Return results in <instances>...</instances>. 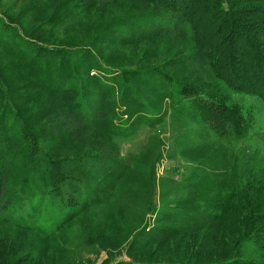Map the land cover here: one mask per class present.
<instances>
[{
  "label": "rangeland",
  "instance_id": "1",
  "mask_svg": "<svg viewBox=\"0 0 264 264\" xmlns=\"http://www.w3.org/2000/svg\"><path fill=\"white\" fill-rule=\"evenodd\" d=\"M221 1L0 0V114H8L10 97L20 117L0 118V192L9 201L0 218V264H208L245 253L264 263V238L246 237L248 209L264 216V99L233 87L253 59L242 44L235 61L226 56L232 25L217 9ZM239 6L264 10V0ZM246 20L256 22L232 29L262 47L264 14ZM61 47L89 51L91 87L109 93L103 102L116 94L105 124L118 125L119 134L87 122L96 113L66 118L44 97L46 74L26 71L44 59L57 66L59 51L48 48ZM104 68L114 70L112 82ZM252 79L248 87L264 90L262 78ZM213 102L238 107L250 123L245 138L220 136L202 121ZM20 126L44 150L38 173L52 181H39L32 196L12 161Z\"/></svg>",
  "mask_w": 264,
  "mask_h": 264
},
{
  "label": "trees",
  "instance_id": "2",
  "mask_svg": "<svg viewBox=\"0 0 264 264\" xmlns=\"http://www.w3.org/2000/svg\"><path fill=\"white\" fill-rule=\"evenodd\" d=\"M247 1H249V0H222L220 2V7L218 6V2H217V9L223 13L225 12L224 14L228 15V17L230 16V19H231V25L232 26H230L231 30H229V33L231 34L230 35L231 39H229L228 44H227V45H229V47H228V51L226 53V56L228 55L229 56L228 58H232L235 61L236 55L234 56V54L238 53L237 52V45L242 44L241 49L242 48H248V49H246V55L245 56L249 57V55H250V57L253 59V64H252L251 68H248L245 65L242 66V68L245 71L244 72L245 76L241 77L240 82L238 81V83L235 86H233V87H235L234 89L235 90L247 89L249 91L248 88H251L254 92H256V93L258 92V94L264 99V90L258 89L256 84H253V86L255 85V87H250V86L248 87V84H247V80H248V82H250L249 80L252 78H253L252 80H254V79L259 80L261 78L264 80V44H262V47H261L260 44L256 43L257 39H256V42H254L253 36L249 37V35H251V33L246 32V35H245V33L242 35L243 32L237 30V29H243L244 28V30L246 31L247 28L250 29L251 25L256 21L251 22V21H248L246 19L256 17L259 14L263 15L264 10H260L259 7L248 6L247 8L244 9V7L239 6L240 3H245ZM258 1H261V0H258ZM237 16L242 18V19H245V20L241 21L240 18H238V19L234 18ZM234 22L236 24L237 29H235V28L232 29ZM261 22H264V21H261ZM3 23L10 26L16 32H19L20 28L17 25L12 24L11 22H7V21L6 22L3 21ZM110 27L111 26H109V28ZM112 29H115V28L112 27ZM1 31H3V30H1ZM110 31H112V30H110ZM247 34H248V36H247ZM20 36L26 40L28 39L24 36L22 31H21ZM262 39L264 40V37H262ZM29 41L37 42L35 39H29ZM39 45L42 46L41 44H39ZM258 48H261L262 50H260ZM48 50H51V52H53V53L54 52L58 53V51H59L58 57L60 58V63L57 66L54 65V66L49 67L46 64L45 59L43 62L33 63V64H35V67H33V70H30V68L27 69L29 67V62L24 63V65L28 64V67L26 65H25L26 67L23 66V67H25V69H27L26 71L28 73L33 72V74H37V73H45L46 74L45 80L47 82L41 83L42 84L41 86L46 91V95L44 97L48 101H54L56 104L60 105L61 109L64 108L63 109L64 112L62 111V115L65 114V117L68 118L69 120H81L82 121V119L85 120V118H88V115L92 118V116L95 115V113H96V115H95L96 121H90L89 119H86V120H88L87 122H89L90 124H93L95 126L97 124V122L100 120L99 124L103 125L104 130L107 131L106 133L110 137L112 136L111 133L119 134V131L117 129L118 125L114 126V128H111L109 130L108 129L109 127H106V124H105V120H110V118H111L110 116H111V114H113V107L110 103H113L117 100L116 94L115 93L111 94L109 99L107 101L103 102L104 100H106L108 98L107 95H109V93H107V91H106V93L105 94L103 93L104 94L103 95L102 90L100 91V89H95V88L91 87L90 82L92 81V78H90L91 76L89 75V72H88L89 66H87L84 63L85 58L87 57V55H89L88 54L89 51L87 52V50L84 48H68V47H61L58 50H56V49L54 50V48L53 49L48 48ZM249 51H250V53H249ZM202 52L204 53V55L207 54V55L211 56V54H212V52L210 51V48H207V47L203 48ZM90 53H92V52L90 51ZM9 55L12 58H17L19 56V53H16L14 51L13 53H9ZM212 57H214V56L212 55ZM93 59L95 60L96 64L98 63V61H100V60H98V58H96V56H93ZM206 60H208V58H206ZM100 63H101V61H100ZM208 63H209V60H208ZM52 64H54V63H52ZM104 69H105L107 74L105 73L104 70H100L101 75H103L104 77H107V80H110L112 82L111 79L114 77V74L112 75L111 72L114 73V70H110V69H106V68H104ZM83 73H85L86 76ZM78 74H83L82 75L83 78L86 79V77H87L88 79L86 81H81L78 78ZM86 82L89 83V85H87ZM107 82H109V81H107ZM254 82H256V81H253V83ZM82 84H84L86 87H84V85H82ZM2 85L3 84L0 82L1 89L3 88ZM75 85L78 86L79 89L75 88ZM108 85H109V83L105 84L104 88H106ZM83 88H85V90H86L85 91L87 93L86 95H85ZM104 91L105 90H103V92ZM90 96L92 97V100H93L92 104L90 103L89 99L87 102L89 104H85L84 101L86 102L87 101L86 99ZM123 96H126V95L123 94L120 97V101H122ZM67 98H69V99L67 100ZM72 98H73V100H72ZM131 98H133V96ZM193 99H195V97L194 98L192 97L191 100H193ZM131 101H132V99H131ZM208 102H210V101H208ZM210 103H208L209 105H207V107L205 105V110L202 113V116H200L202 121H204V123L213 127V130L218 135L227 136L229 139L239 140V139H243L247 136L248 131L250 129V123L242 116V114L240 113L237 106L229 105L227 107H222L221 105H219L216 102H213V104H210ZM93 104H95V106ZM11 105H12V99H10V97H9L8 102L6 104H4V107H6V110H7L6 112L10 115L9 117L11 120H14V121L19 120L18 118H20V117L19 116L17 117V115H16L18 113L15 114V112L13 111L14 109L11 110ZM145 105L149 106L147 103ZM1 115L2 114H0L1 119L5 118L4 120H7V117H6L7 115L3 116V117H1ZM97 115L99 118L96 117ZM0 124H1V121H0ZM82 124H83L82 126L85 125L84 122ZM22 126H23V122H22ZM20 133H21V137L19 138V144L20 145L15 149V153H14V156L12 157V161L14 160V161H16V163L19 164L18 165L19 168L22 170V173L25 175V177L27 178V180L29 182V184L26 185L27 186V193L26 194L29 196H32V194H35L34 190L41 187L39 185L40 184L39 181L41 182V185L44 184L45 182L50 183L52 181H49L47 179L43 180L41 173L40 174L38 173V171L40 169V168H38V163H41L40 161L42 159L43 160L45 159V161H46V156L44 155V152H43L44 150L35 145L36 140H34V135L32 134V132L30 133L27 130H23V128L20 126ZM1 146L2 145H0V147ZM31 146L34 148L32 149ZM1 150H2V148H0V175H1L2 169H4V164H5L4 157L2 158V153H1L2 151ZM32 152L35 153V155L33 156L34 157V161H33L34 164H32V156H31ZM47 160L50 161L48 158H47ZM0 186H1V176H0ZM36 196H38V193H36L35 197ZM1 197H2V199H1ZM10 198H11V201L13 200L12 202L15 203V199H17V197H15L14 199H13V197H10ZM8 202L9 201H8L6 195H3L0 192V218H5L4 215H1V214H3L6 211L5 208H8V206H9L7 204ZM11 206L13 207V210H17V207H18L17 205H15V204L13 205V203H12ZM248 213L250 215V221L248 224L249 227H248V230L246 233V237H247V239H249L251 237V235H254V236L256 235V237H257V235H260L257 238V240L260 241L264 238V216H262L260 214H256V212H253V210H251V208L248 209ZM13 222L18 223V222H16V220H13ZM18 224L21 225V223H18ZM29 229H30V227H29ZM250 233H251V235H249ZM259 247H260V250H263L261 252H264V244L260 243ZM244 248H246V250L248 249V251H251L253 249L252 253H254V251H256V248L254 249L253 247L252 248L251 247H244ZM241 249H243V248H241ZM236 256H237V258H225V259L219 260L218 262H212L211 261L208 264H264L262 261L255 259L256 258L255 254H254V257L247 256L246 253L241 255V256H239V255H236Z\"/></svg>",
  "mask_w": 264,
  "mask_h": 264
}]
</instances>
